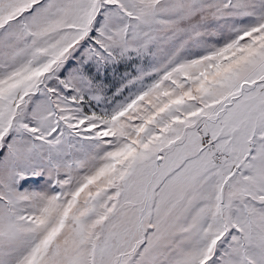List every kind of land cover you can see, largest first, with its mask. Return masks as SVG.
I'll return each instance as SVG.
<instances>
[{"label": "snow or ice", "instance_id": "obj_1", "mask_svg": "<svg viewBox=\"0 0 264 264\" xmlns=\"http://www.w3.org/2000/svg\"><path fill=\"white\" fill-rule=\"evenodd\" d=\"M0 264H264V0H0Z\"/></svg>", "mask_w": 264, "mask_h": 264}]
</instances>
